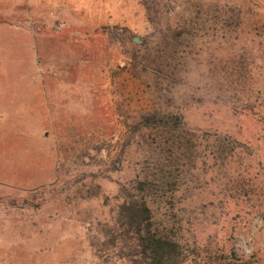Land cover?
<instances>
[{
	"label": "rangeland",
	"instance_id": "1",
	"mask_svg": "<svg viewBox=\"0 0 264 264\" xmlns=\"http://www.w3.org/2000/svg\"><path fill=\"white\" fill-rule=\"evenodd\" d=\"M145 118L197 155L155 225L186 242L188 264H264L253 0H0V264H129L113 238L118 193L163 138Z\"/></svg>",
	"mask_w": 264,
	"mask_h": 264
},
{
	"label": "trees",
	"instance_id": "2",
	"mask_svg": "<svg viewBox=\"0 0 264 264\" xmlns=\"http://www.w3.org/2000/svg\"><path fill=\"white\" fill-rule=\"evenodd\" d=\"M143 121L141 127L144 130L160 132L163 138L160 137L162 140L155 147L148 145L150 149L144 158L146 166L142 174L119 190L121 200L114 219L117 232L113 237L119 239L117 254L129 264H188L186 242L172 235L171 229H160L153 218L155 210L163 204V198L170 196L171 189L177 191L176 174L190 171V161L197 164V155L193 156V152L184 146L181 136L170 134L172 127L166 121L154 118H145ZM145 143L146 140L142 144ZM221 144L215 140L212 150L204 159H219ZM188 153L192 155L188 156ZM186 157V162L182 163ZM214 256V260L210 257L207 264H235L228 255L221 254L220 258Z\"/></svg>",
	"mask_w": 264,
	"mask_h": 264
},
{
	"label": "crops",
	"instance_id": "3",
	"mask_svg": "<svg viewBox=\"0 0 264 264\" xmlns=\"http://www.w3.org/2000/svg\"><path fill=\"white\" fill-rule=\"evenodd\" d=\"M255 3H257L260 6L264 7V0H253Z\"/></svg>",
	"mask_w": 264,
	"mask_h": 264
},
{
	"label": "water",
	"instance_id": "4",
	"mask_svg": "<svg viewBox=\"0 0 264 264\" xmlns=\"http://www.w3.org/2000/svg\"><path fill=\"white\" fill-rule=\"evenodd\" d=\"M133 43H135V44H139L140 42H139L136 38H134V39H133Z\"/></svg>",
	"mask_w": 264,
	"mask_h": 264
}]
</instances>
